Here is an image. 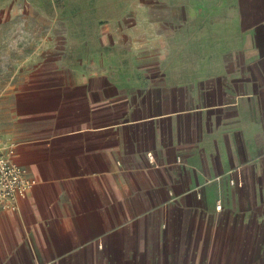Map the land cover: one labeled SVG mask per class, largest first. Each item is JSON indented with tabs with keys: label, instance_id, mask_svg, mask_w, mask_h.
<instances>
[{
	"label": "crops",
	"instance_id": "crops-1",
	"mask_svg": "<svg viewBox=\"0 0 264 264\" xmlns=\"http://www.w3.org/2000/svg\"><path fill=\"white\" fill-rule=\"evenodd\" d=\"M203 1L192 55L176 25L160 55L26 74L0 142L36 184L0 264H264V0Z\"/></svg>",
	"mask_w": 264,
	"mask_h": 264
},
{
	"label": "rangeland",
	"instance_id": "rangeland-1",
	"mask_svg": "<svg viewBox=\"0 0 264 264\" xmlns=\"http://www.w3.org/2000/svg\"><path fill=\"white\" fill-rule=\"evenodd\" d=\"M196 1L0 0L1 140L17 126L15 106L26 74L44 64L57 62L65 71H85V57L103 46L114 56L126 54L128 48L137 56L160 55L165 45L160 36L175 33L176 25L183 27L184 55H192L199 31ZM201 1L208 8L207 1Z\"/></svg>",
	"mask_w": 264,
	"mask_h": 264
},
{
	"label": "built area",
	"instance_id": "built-area-1",
	"mask_svg": "<svg viewBox=\"0 0 264 264\" xmlns=\"http://www.w3.org/2000/svg\"><path fill=\"white\" fill-rule=\"evenodd\" d=\"M235 171L238 170H232L233 175ZM230 183L242 185V182L236 180L234 176L231 177ZM35 184L36 180L28 176L23 166L11 160L0 142V207L9 210L18 209L20 200ZM221 208L222 202L219 200L217 209Z\"/></svg>",
	"mask_w": 264,
	"mask_h": 264
}]
</instances>
